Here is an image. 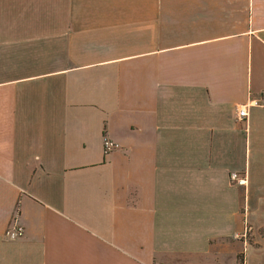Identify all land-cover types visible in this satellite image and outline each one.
Here are the masks:
<instances>
[{"label": "crops", "instance_id": "crops-1", "mask_svg": "<svg viewBox=\"0 0 264 264\" xmlns=\"http://www.w3.org/2000/svg\"><path fill=\"white\" fill-rule=\"evenodd\" d=\"M262 103L264 0H0V264H264Z\"/></svg>", "mask_w": 264, "mask_h": 264}, {"label": "built area", "instance_id": "built-area-1", "mask_svg": "<svg viewBox=\"0 0 264 264\" xmlns=\"http://www.w3.org/2000/svg\"><path fill=\"white\" fill-rule=\"evenodd\" d=\"M260 106L264 107V103L260 104ZM237 117L240 120H244L247 117V109L245 106L241 107L237 110ZM118 149V144L113 142L112 140H109L107 138L103 139V151L104 154H109L110 152ZM231 182L242 186L245 184V180L241 178L238 174L232 173L231 174ZM23 235V229L21 227H16L14 229H10L4 232V237L9 241H14L18 238H20Z\"/></svg>", "mask_w": 264, "mask_h": 264}, {"label": "rangeland", "instance_id": "rangeland-1", "mask_svg": "<svg viewBox=\"0 0 264 264\" xmlns=\"http://www.w3.org/2000/svg\"><path fill=\"white\" fill-rule=\"evenodd\" d=\"M108 139V138H107ZM110 140V139H109ZM111 153V152H110ZM230 178H231V176H230ZM253 190H254V192L256 193V194H253V195H257V194H259V193H261L262 191H264V188H262V186H256V187H254L253 188ZM17 224V222L15 221V220H13L11 223H10V225L8 226V228L7 229H13V227H14V225H16ZM249 229H248V227H246L244 230H243V232H242V234L238 237V239H240L242 242H247V241H249L251 244H253L254 245V242H252V239H251V237L249 236V231H248ZM262 233H264V228L262 229ZM262 236H264V234L262 235Z\"/></svg>", "mask_w": 264, "mask_h": 264}, {"label": "trees", "instance_id": "trees-1", "mask_svg": "<svg viewBox=\"0 0 264 264\" xmlns=\"http://www.w3.org/2000/svg\"><path fill=\"white\" fill-rule=\"evenodd\" d=\"M241 262H242V260H241Z\"/></svg>", "mask_w": 264, "mask_h": 264}]
</instances>
